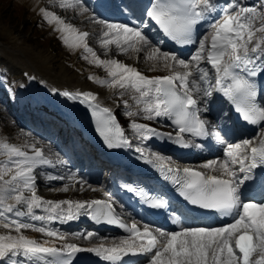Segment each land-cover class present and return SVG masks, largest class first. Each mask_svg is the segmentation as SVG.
<instances>
[{
	"label": "snow or ice",
	"instance_id": "1",
	"mask_svg": "<svg viewBox=\"0 0 264 264\" xmlns=\"http://www.w3.org/2000/svg\"><path fill=\"white\" fill-rule=\"evenodd\" d=\"M59 7L75 9L81 15L89 12L83 0H59ZM214 11V0H154L150 10L146 11L147 17L166 37L183 45H198L189 60L163 51L140 27L109 23L95 14L91 15L92 20L103 26V47L115 43L120 53H139L148 48L151 51L146 58L153 61L152 70L162 64L169 73L148 77L136 67L116 59L101 60L87 43L88 32L79 31L55 12L40 9L45 20L58 25L57 31L63 34L65 44L82 46L97 66L106 68L111 79L99 80L100 84L138 93V102L144 101L146 119H170L177 127L175 143L181 147L200 146L186 140L184 133L198 138L212 134L211 123L202 118V113H209V105L219 99L232 106L241 120L260 125L257 138H244L238 142L226 143L216 132L215 139L226 146L222 158L209 160L200 166L207 171L189 167L175 170V182L189 204L228 215L235 213L234 221L222 227H183L172 232L156 229V234L148 225L141 231L134 223L129 231L136 240L131 242L126 238L109 247L82 248L74 243H64L59 248L46 246L47 241L40 243L28 238L22 230H32L61 241L67 238L46 226L24 222L21 217L31 216L33 220L40 221L72 220L82 210L83 214H89L91 210L94 220L121 227L127 225L114 215L112 205L105 201L43 199L37 194L36 181L41 175L37 169L51 165L52 160L46 158L35 143L17 146L0 142V155L7 157L0 163V203H3L0 223L9 230L7 234L0 235V264L6 260L10 264H72L71 258L80 252L95 253L110 264H120L125 256L148 254H151L148 264H264V88L258 90L253 79L264 77V63H258L264 61V4L258 10L242 6L239 0H225V8L220 10L219 18L209 23V30L202 37L194 39L197 26ZM112 33L115 37L109 38ZM201 62H206L214 71V86H203L208 83L209 72L200 67ZM61 94L71 99L83 96L82 103L96 100L91 93L73 96L65 91ZM89 107L97 117L96 131L108 148L131 146L111 109L92 103ZM126 115L132 117L136 113L129 111ZM131 127L142 140L159 135L146 124L132 121ZM169 138H172L171 133ZM29 147L32 154L26 150ZM136 151L143 154L139 147ZM59 163L65 162L60 160ZM168 172H173V169L169 167ZM46 178L49 181L65 179L51 174ZM77 182L80 185L86 183L82 178ZM61 190L67 192L69 188L65 186ZM246 192L252 194L246 196ZM7 200L15 203H7ZM146 202L153 208L169 206L166 200L158 198H150ZM62 205L68 207L65 209ZM18 206H24L23 210ZM36 209H43L49 215L37 216ZM5 213H14V218ZM13 231L16 235H12ZM94 235L88 232L83 238L89 239Z\"/></svg>",
	"mask_w": 264,
	"mask_h": 264
},
{
	"label": "bare ground",
	"instance_id": "2",
	"mask_svg": "<svg viewBox=\"0 0 264 264\" xmlns=\"http://www.w3.org/2000/svg\"><path fill=\"white\" fill-rule=\"evenodd\" d=\"M114 1L115 0H83V3L89 6L90 8H92V13L98 16V18L104 19L106 21H112L113 17L111 15V12L107 10L105 5L101 6V4H103V2H106V4L113 5ZM214 3L217 9L218 1L214 0ZM131 10L136 13L141 11L139 7H134V6H131ZM213 13L210 16H213ZM210 16H208L207 18H209ZM121 19H122V23L131 26L129 20L124 18V15L121 16ZM202 24L203 22L198 26H201ZM92 26L87 25L88 29L91 28ZM82 28L83 27H80L79 29ZM95 31L94 32L92 31L91 34L94 33L97 35L100 33L99 32L100 29ZM99 47L102 48L103 46L99 44ZM110 47L113 53L121 54L119 51H117L118 49L115 46H110ZM10 48H8L6 45H3L0 42V55L2 54V56L4 57L3 59L6 62V66L9 68L11 73H18L22 75L21 82L25 89V94L27 97L26 100H31L35 103V111L38 109L39 111L42 110L46 111L45 112L46 114L44 113V111H42V113H44L43 122L52 121L54 122L55 125L50 128L51 132L49 133L41 134L37 132V130H35L34 133H36L37 136L47 140L53 135L54 132L53 130L57 129L58 127L57 125L62 124V129L61 130L57 129L58 140L62 141L61 136L60 137L58 136L59 134L64 136L67 134V140L64 142L65 146L63 149L66 152H69L70 157L69 159L64 160L65 162L63 163L64 165L57 161H52L53 163L51 165H42L37 169V171L40 170L43 172L44 180H41L40 177H38L36 181L37 194L41 196L43 199L51 200V201H64V200L89 201V202L93 200L106 201L108 188L110 187L111 189H113L114 187L115 178L113 173H111L109 179L105 181V183L108 182L107 185L108 187L101 190L99 189L98 186L99 170H104L109 166V168L112 169L113 172L116 171V173L120 174L122 168L117 167L116 163H112L108 166L100 163L99 157L106 144L103 138L96 131L97 117L93 115V111L92 108L89 107V103L99 104L101 108L106 107L111 109L117 121L124 129L125 136L131 141L132 148L135 151L137 147L143 150V154H141V152L136 151L139 155H142L145 158L161 160L154 156H150L149 152H154L157 156L162 157L167 161L170 160V157L164 156L161 152H159L157 147L154 145L152 138L142 140L139 138L138 133L132 129L131 123L132 121H135L136 123L149 125L150 127L154 128L160 135H166L170 133L173 134V131L169 126L168 118L159 117L152 120H148L145 118L146 113L143 112L144 101L138 102L139 94L135 93L134 90L124 89V93L122 94L123 96L121 98V103L123 106L117 105L112 102L111 97H108L106 89L102 90L99 85H96L97 84L96 82L94 83L87 79H83L79 81L77 80V82H75L71 70L67 67H62L60 69L41 68L40 66L41 65L44 66L43 64L48 65L49 67L52 66L53 63L52 56L46 55L44 59L42 57H41L42 59L38 58V62L35 61L37 63L36 64L31 59L24 57V54H22L20 50L18 51L15 50L14 48L13 49ZM140 54H144L145 56L148 53L142 50L140 51ZM174 54L183 59L184 57L188 56L190 53L189 54L174 53ZM258 63H264V61H258ZM137 65L134 64L132 65L131 62L130 66L136 67L141 73H143L145 76L148 77L163 76L169 74L167 70L165 72H161L160 66H157L156 70H152L153 64H151L150 67L149 66L140 67ZM212 76L213 78L215 77L214 71ZM65 91L71 93L73 96L77 95L78 93H91L96 97V100L95 101L85 100L82 103L81 100L84 99L83 96H79L77 99H71L61 94ZM229 106L230 105L226 103L223 99H219L217 100L216 103H213V105L210 107L211 111L209 113L203 114L204 116L209 118L212 114H214L217 111H222L223 109H225V111L227 112L228 116L226 117V121L230 124H225V126L218 124L217 127H212L214 133L219 132L221 135L222 130L225 131L228 134L226 136L228 142H238L239 140L244 138H257L259 134L244 137L242 131L240 130V127L237 125L235 119L232 117V113L230 111ZM122 110L123 112L126 113L131 111L133 113H136V115H133L132 117H129L127 115L122 119L118 115L120 112H122ZM37 117L38 116L34 118L33 122H35V119L37 120ZM52 144L56 146L58 145L53 141ZM225 146H226L225 144H221L215 139L212 146L210 147L211 150L210 153L197 154L191 160L185 163L184 162L178 163L177 165L180 167V169L189 167V168H194L196 170L207 171L205 169H202L200 166L209 160L222 158L223 148ZM44 155L46 158L50 159V157L46 156L45 153ZM47 174L63 176L65 177V179L49 181L46 178ZM81 178L86 182L83 185H80L77 182ZM65 186L69 188L67 192L61 190ZM25 195H28V193H25ZM257 199H259V196H257ZM7 203H15V202L10 200ZM0 206H3L2 203H0ZM18 207L21 208L22 210L24 208V206H18ZM62 207L66 209L68 206L62 205ZM90 212L91 210H89V214H83V210H82L81 214H79L77 218L72 220H61L57 218L53 220L40 221V220H33L31 216L21 217L20 219L24 221L32 220L30 222L44 225L47 228H50L54 231H55L54 228L58 226L60 229L64 230L62 232L63 235L65 231H67L68 229L84 231V232L89 231L95 234L91 239L99 238L101 241H106L104 240L105 236H102V234H104L103 230L99 229L91 222ZM10 214H13L12 217L14 218V213H7L8 216ZM35 215L47 217L49 213H47L43 209H36ZM227 224L221 225L218 224L217 221L215 220L213 221L204 220L201 222H196L189 219L188 216L186 215L183 220L182 228L183 227H222V226H227ZM149 229L153 231V234H156L155 230L157 228L149 227ZM8 231H9L8 229H5L3 228L2 225H0V235L7 234ZM28 232L35 233V231L32 230H28ZM12 235H16V233H14L13 231ZM65 236L67 240L72 239L71 236L69 237L68 233H65ZM26 237L35 239L40 243H44L45 241H47L48 244L46 246H55L58 248L61 247L60 246L61 244H56L54 242L53 239L54 237H48L47 235H43V234H40L39 237H32V236L31 237L26 236ZM117 240L118 239H115L113 243L109 242L108 245L113 246V244H117L118 242ZM64 243H69V242H64ZM109 246H105V247H109ZM148 255L150 256L151 254ZM142 256L143 255L125 256L123 260L120 262V264H138ZM3 264H10V262L6 260L3 262Z\"/></svg>",
	"mask_w": 264,
	"mask_h": 264
},
{
	"label": "rangeland",
	"instance_id": "3",
	"mask_svg": "<svg viewBox=\"0 0 264 264\" xmlns=\"http://www.w3.org/2000/svg\"><path fill=\"white\" fill-rule=\"evenodd\" d=\"M239 2L242 6L256 7L258 10L260 6L264 4V0H239ZM85 6L88 7L89 12L81 15L79 11L75 9L60 8L59 0H52L51 3L50 0H0V42L3 45H6L8 48L11 47L12 49L14 48L15 50H20V52L24 54V57L31 59L34 62H38V58L41 57L44 59L46 55L52 56V66L49 67L45 64H43L44 66H40L39 64L38 65L44 69H60L62 67H67L71 70L75 82H77V80L79 81L83 79L90 80L94 83L96 82V85H99L102 90L106 89L107 95L108 97H111L113 103L123 106L121 103V98L123 96L122 94L124 93V89H120L118 87L113 88L109 87L107 84L102 85L98 83L99 80L111 79V77L108 76L106 68L103 65L97 66L93 62L91 54L86 53L82 46L71 47L68 44H65L64 39L62 38L63 34L60 31H57L58 25L55 22L49 23L43 18L40 12L41 8H46L48 11L55 12L64 20L66 19L67 21H65L67 23H71L79 31L88 32L90 35L87 38V43L96 52L97 56L101 60L116 59L123 63L125 62V64L127 65H131L132 62V65L138 64L137 66L140 67H150V65L153 64V61L146 58L148 54L144 56V54H140V52L135 53L132 51L121 54L113 53L110 46L116 47L115 43L109 44L105 49L104 47L100 48L99 44L102 45L101 40L103 26L95 23V21L90 18L91 15H93L92 9L86 4ZM224 8L225 0L222 1L219 12ZM109 12H111V15L114 17V19L107 22L123 24L120 21L121 19L120 14L118 13V9L112 8L109 10ZM217 18H219V16H217L216 18H211L209 22L206 23L205 27L200 31L199 38L202 37L206 31H208L209 23ZM81 23L83 24V26ZM87 25L93 26L88 29ZM80 27L83 28L79 29ZM98 28L100 29L99 34H91L92 31L94 32L95 30H99ZM114 37L115 33H112L109 38ZM97 46L100 48V50ZM143 50L147 53L151 51L148 48H144ZM85 56H87L88 58L85 59ZM3 58L4 57L1 54L0 142H7L17 146H24L26 144L31 145L35 143L37 147L41 148L42 150L45 149L43 152L46 154V156H49L52 161L59 162L60 160L64 161L69 159V152H66L63 149L65 146L64 142L67 140V134L65 136L60 134L58 135L59 137L61 136V141L58 140V138L54 139V137L52 139V136L46 140L34 133L35 130H37V132L41 134L51 132L50 128L55 126L54 122H43V114L46 111L42 110L44 111V113H42V111H39V109L35 111V103L31 100H26L27 97L25 94V89L21 82L22 75L18 73H11L9 68L6 66V62ZM190 58L191 56L188 58L186 57L185 60H189ZM159 66L161 68H159L161 72L166 71V69L163 68L162 64ZM200 67L205 71H208L210 76V67H208L206 62H202L200 64ZM89 77H92V79H89ZM209 85L210 83L208 82V84L205 83L203 86L208 87ZM118 115L122 119L127 116L126 112H123V110ZM36 116H38L37 120L35 119V122H33V119L36 118ZM223 116V111L217 112L211 116L209 121H212L213 124L216 122L223 123L222 121H220ZM59 129H62V124H59ZM52 141L57 143L58 145L56 146L52 144ZM26 150L29 152V154H32L30 147ZM5 160H7V157L5 155H0V163ZM38 172L41 173V175H39L38 177H40L41 180H44L43 172L40 170ZM107 176L108 174H99V178H101V180L107 179ZM107 185L108 184L105 183L106 187ZM107 197H109V201H112L117 205L119 204L117 200L113 198L112 190H110V188H108ZM9 201L10 200H7L6 202ZM2 209L3 206H0V210ZM5 215H7V213H5ZM12 215L13 214H10L9 216L12 217ZM30 221L26 220L24 222L33 223ZM0 225H2V223H0ZM36 225L39 226L40 224ZM54 229L55 231H58V233L62 234L63 232V230L57 226ZM22 231L25 236L29 237H39V235L42 234L39 232L30 233L28 232V230ZM65 233H68L69 237L71 236L72 239L61 241L59 239L53 238L54 242L61 245L64 244V242H69L74 243L77 246L96 247L100 245H108L109 241H114V237H105L104 240L106 241H98L99 239L92 240L91 238L84 239L83 235L87 232L85 233L83 231H65ZM141 264H148V260H144V262Z\"/></svg>",
	"mask_w": 264,
	"mask_h": 264
}]
</instances>
